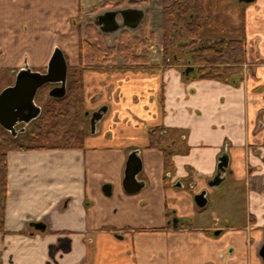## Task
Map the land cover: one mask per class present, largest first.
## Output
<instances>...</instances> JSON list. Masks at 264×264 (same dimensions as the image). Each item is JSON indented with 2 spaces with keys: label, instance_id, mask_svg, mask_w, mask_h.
<instances>
[{
  "label": "crops",
  "instance_id": "crops-1",
  "mask_svg": "<svg viewBox=\"0 0 264 264\" xmlns=\"http://www.w3.org/2000/svg\"><path fill=\"white\" fill-rule=\"evenodd\" d=\"M102 1L55 0L49 19L36 26L35 21L28 24L31 13L23 0H0V76H14L7 87L22 70L45 73L58 48L67 58L68 73L69 67L79 66L82 34L71 20ZM245 29L250 46L259 38L257 63H247L241 75L233 73L228 82L185 80L182 62L167 68L152 62L142 68L89 67L84 73L85 113L93 117L102 110V118L90 131L83 126L84 148L8 153L0 264L53 263L51 252L66 241L68 247L53 264H83L91 250L95 264H141L140 258L161 250L172 264H263L264 61L257 55L264 58V23L261 27L253 22ZM156 127L180 132V141L168 140L172 150L179 149L166 180L164 152L149 148ZM131 155L141 166L136 179L142 188L134 193L123 187ZM225 155L226 181L235 189L224 208L223 198L218 200L225 221L220 226L218 213L205 219L194 213L190 193H205L209 203L210 191H215L209 181ZM106 185L112 188L111 196L104 193ZM86 201L91 204L83 205ZM170 203L177 215L166 212ZM189 216L196 221L185 229L184 218ZM39 223L46 225L45 231L31 227ZM125 228L148 232L117 239L113 231ZM217 231L223 239L209 236ZM228 246L234 256L222 263L217 255Z\"/></svg>",
  "mask_w": 264,
  "mask_h": 264
},
{
  "label": "trees",
  "instance_id": "trees-1",
  "mask_svg": "<svg viewBox=\"0 0 264 264\" xmlns=\"http://www.w3.org/2000/svg\"><path fill=\"white\" fill-rule=\"evenodd\" d=\"M162 3V66L164 68L178 62L179 59L175 52H180L186 55L187 62L190 61L191 65L195 67L193 73L183 76L185 80L194 78L228 82L233 73L238 72L239 67L246 64L245 34L239 39H221L214 45L203 44L200 35L202 27L199 22L210 20L206 11L207 0H162ZM145 30L143 29V31ZM126 38H129L128 33L121 37L116 52L121 56L127 53L128 58L131 44L124 42ZM113 54L114 50L107 44L104 35L93 25H89L85 30L84 37L80 36V64L77 67H69L66 95L61 99L49 97L50 105L40 107L39 117L32 122L33 129L27 132L28 140L26 142L19 141L16 138V131V133L9 132L0 125V233L5 230L8 153L47 147L32 144L45 133L46 129L49 135L62 134L65 145L60 147L84 148L85 133L79 127L81 112L84 116L85 111L84 73L97 62H111ZM131 62L135 64L136 68H142L144 64L149 63V60L133 57ZM170 133L172 132L164 127H156L150 133L149 148L160 149L164 152L165 172H170L173 167L174 152L168 141Z\"/></svg>",
  "mask_w": 264,
  "mask_h": 264
},
{
  "label": "rangeland",
  "instance_id": "rangeland-1",
  "mask_svg": "<svg viewBox=\"0 0 264 264\" xmlns=\"http://www.w3.org/2000/svg\"><path fill=\"white\" fill-rule=\"evenodd\" d=\"M143 1H149L148 2L149 4L146 3L142 6V8L145 11L148 10L149 12H145L144 10L142 11L144 15V20L141 23V28L135 31H131L129 28H127L123 32L118 31V32L111 33V34H105L104 37H105L107 44L110 47H112L114 50L113 59L111 60V62L104 63L101 61L95 64L99 66H103L105 64L116 66V65L121 64L122 66L131 67V66H135V64H132L131 62V59L133 57H138L141 59L147 58L149 62H152L153 64H158V65L162 64V59H163V29H162L163 3H162V0H143ZM53 2H55V0H52V1L50 0H23V3L25 5L23 6L24 9H26L28 13H31V16H29L30 21L28 20L29 22L28 24H32L34 21L35 23H37L38 21H41V20H45V19L48 20L49 16L51 15L50 12L53 8ZM133 3L134 2L130 0H105L99 3L98 5L92 6L85 10H81L80 16L76 18V22L78 23L79 28H81V32H82L81 37H84V33L88 25H94L95 18L98 14L105 12V11H113L117 9L127 10L129 7L133 6ZM246 9H247L246 5L240 4L238 0H207L206 11H207V15L209 16L210 20L209 21L202 20L199 22L202 27L200 35L203 39V44L214 45L216 42H218L221 39H239L242 35L241 30L243 28H247V26L250 27L251 24H253V22L255 26L259 24L262 27L264 23V15H262L264 14V5H261V4L259 5L258 3L253 4L248 9L250 14H248L246 18H244L243 17L244 10ZM23 11L24 10H19L20 13H22ZM258 12L261 14H259ZM117 20L119 22L123 21L120 16L117 17ZM38 24L39 23H37L36 26ZM143 29H146V30L143 31ZM127 33L129 34V38H126L124 42L131 44L129 48L128 58H127V53L121 56L120 54L116 52V49L119 43L121 42V37L125 36ZM263 39L264 37L262 38V40ZM253 42H255V40ZM174 52L175 50L173 51V53ZM175 53L179 60L180 59L184 60L182 64H184L183 69H185L186 68L185 62L187 61V56L184 54H181L180 52H175ZM248 55L249 57L246 63L248 64L257 63V60H255L256 58H254L256 57L255 50L253 49L252 46H250L248 49ZM257 56H258V60L264 61V58L261 57L259 53ZM179 60L178 62H180ZM262 61L261 63H263ZM178 62H175V64ZM242 67L243 66H240L238 69L237 74L239 76L241 75L240 73L243 72ZM34 70L42 71L44 69L36 68ZM13 82H14V76L8 77L5 74L1 75L0 76V93L4 89L7 88L8 83L10 84ZM51 91H52V88L49 85L39 90L40 94L36 97L35 101L40 107H45V106L50 105L49 97H50ZM82 125L87 131L91 130V124L83 120V116L81 112V116L79 118V127L82 128L83 127ZM17 128L18 129L16 130L18 133H17L16 138L21 142H26L28 140L27 132L33 129L32 122L29 125L20 124L17 126ZM179 136H180V132H175V133H170L168 135V138L170 139L171 143H173L174 139H177L178 141L181 140ZM32 144L45 145L47 147H51L52 149L59 148L60 146L65 145L64 139L62 138V134L57 135L53 133L49 135L47 134V129L45 130V133L40 135V137H38L35 140V142ZM178 149L179 147L176 146L175 149H173L172 151L176 153ZM169 173L170 172H165V175H164L165 180L167 179V175ZM174 181L175 180H172L171 182L173 183ZM176 184L177 182H175L173 186H175ZM234 186L235 185H233L232 181H230L229 179L226 182H224L222 186L215 189V191L213 190V192L210 191L211 189L207 187V189L211 192V194H210V201L208 205L204 208H199L196 205L195 198H194L196 193L193 192L192 190V193H190V195L193 196L194 202H193L192 208H195L194 213L196 212V213L204 214V216L203 215L202 216L205 219L208 217V215L212 216L211 212L214 211L218 213L217 214L218 216H216L215 221L217 220L218 223H220V226L225 225L224 218L223 216H221L222 210L219 208L220 203L218 204V200L219 199L221 200V198H223L221 202H222V208H224L231 201L230 196L232 195V192L235 189ZM186 190L190 191L188 187H186ZM82 203L85 206H89L91 204L90 201H86ZM171 205H172V208H171ZM166 209H167L166 212H169L170 215L171 213H175L174 215H177V212H176L177 209L172 203H170ZM194 220L196 221L195 216H189V217L184 218L183 227L185 229L191 228L192 224L194 223ZM143 232H148V230L146 231L143 230ZM163 233H164V230L161 229V235H163ZM209 236L212 237L213 239H223L224 238V234L215 236L214 233H210ZM68 244H69V241H66L65 243H61V244L59 242V244L56 247H54L53 251L50 254L52 256L53 263L56 259V256L60 253V251H64L68 247ZM185 244L187 248H191V244L189 241L185 242ZM145 247H142V250ZM232 248H233L232 246H228V249L227 248L224 249V252H220L217 255L219 260L222 261V263L224 261L229 262L232 259L234 254L228 253L230 250H232ZM222 255H224L223 258H222ZM133 259L135 263H137L136 262L137 258L135 255ZM140 261H141V264H156L157 262H160V261H161V264H172L173 262V260L167 259L166 255L163 253L162 250L159 255H154V256L148 255L147 257L146 256L142 257V259L140 258ZM53 263H50V264H53ZM83 264H95V259L93 258L92 250L88 252L87 258Z\"/></svg>",
  "mask_w": 264,
  "mask_h": 264
},
{
  "label": "water",
  "instance_id": "water-1",
  "mask_svg": "<svg viewBox=\"0 0 264 264\" xmlns=\"http://www.w3.org/2000/svg\"><path fill=\"white\" fill-rule=\"evenodd\" d=\"M124 14L126 18L128 17V27L132 30H137L143 20V13L140 10H128ZM114 16L115 13L111 15L113 18ZM111 29L113 30L110 32L118 31V28L116 27ZM194 71L195 67L191 66V62L188 61V67L182 74L183 76H188ZM67 76V62L63 52L59 48L54 51L46 73H38L31 70H22L19 72L14 85L7 87L0 93V125L2 128L13 133L16 131L18 125H29L36 120L41 113V108L35 101L39 90L48 84H59V87L52 89L50 97L61 99L66 95ZM88 114L89 113L86 112L85 117H87ZM101 118L102 110L93 114L91 119L92 129L94 128L96 121H99ZM140 170L141 166L139 159L134 155H131L127 162L123 183L126 192L134 193L142 188L141 184L136 179ZM225 172V167H218V175H225ZM223 180L215 185H220ZM104 193L107 196H111L112 188L110 185L104 187ZM195 202L199 207H204L206 205V200L202 194L195 197ZM32 226H35V229L39 231H45L47 228L46 225L41 223L32 224ZM218 235H220V231L215 232V236ZM259 255L264 261V244L259 250Z\"/></svg>",
  "mask_w": 264,
  "mask_h": 264
},
{
  "label": "flooded vegetation",
  "instance_id": "flooded-vegetation-1",
  "mask_svg": "<svg viewBox=\"0 0 264 264\" xmlns=\"http://www.w3.org/2000/svg\"><path fill=\"white\" fill-rule=\"evenodd\" d=\"M130 1H133L134 3H133V6L132 7H129L127 10H124V9H117V10H113V11H105V12H102V13H100V14H98L97 16H96V18H95V23H94V27L100 32V33H102L103 35H105V34H111V33H115V32H110V31H112L113 29H111V28H114V27H116V28H118V31L120 32H123V31H125V29H127V28H129L128 26V22H127V18H126V16H125V12L126 11H128V10H140L141 12L144 10L143 8H142V6L144 5V4H149L148 2L149 1H143V0H130ZM143 1V2H142ZM238 2L240 3V4H245L246 5V7H247V9L246 10H244V15H243V17L244 18H246V16L248 15V14H250V12L248 11V9L253 5V4H255V3H258L259 5L261 4V5H264V0H238ZM145 11V10H144ZM248 11V12H247ZM145 12H149L148 10L147 11H145ZM113 13H115V16H114V18L113 17H111V15H113ZM259 13V12H258ZM149 14V13H148ZM259 14H261V13H259ZM121 17L122 18V22H119L118 20H117V17ZM143 20H144V16H143ZM142 20V21H143ZM142 23V22H141ZM141 23H140V25L138 26V28H137V30L138 29H140L141 28ZM71 25L74 27V28H77L80 32H81V28H79V25H78V23L76 22V19H72L71 20ZM89 26V25H88ZM87 26V27H88ZM130 29V28H129ZM131 31H135V30H132V29H130ZM118 31H116V32H118ZM242 35L243 34H245L246 35V29L245 28H243L242 30ZM81 34H82V32H81ZM241 35V36H242ZM259 38L258 39H256L255 40V42H252V44H251V46L253 47V49L255 48V45H258V43H259ZM246 44H247V51H248V49H249V47H250V45L248 44V40H247V36H246ZM248 53V52H247ZM248 59V58H247ZM180 62H182L183 63V61L184 60H182V59H180L179 60ZM247 64V63H246ZM246 64H244V65H246ZM185 67L187 68L188 67V62L186 61L185 62ZM243 65V66H244ZM192 66V65H191ZM184 70V69H183ZM46 73V72H45ZM67 82H68V77H67ZM49 86H51V88L53 89V88H55V87H59L60 85L59 84H48ZM48 85H46V86H48ZM45 87V86H44ZM66 87H67V83H66ZM40 92H38V94H39ZM38 96V95H37ZM91 119H92V116L90 115H88L87 117H85V111H84V116H83V120L84 121H87L88 123H90L91 122ZM83 126V125H82ZM83 128V127H82ZM16 129H18L17 127H16ZM16 133V132H15ZM225 157V158H224ZM224 157H222L221 158V160H220V162H219V166L218 167H220V166H223V167H225V169H226V172H225V175H218V172H217V174L215 175V177L212 179V180H210L209 181V186H210V188H212V189H217L218 187H220V186H222L223 184H224V182H226V179H227V169H228V167H229V159H228V157L225 155ZM224 179V180H223ZM221 180H223V182L220 184V185H215L216 183H218V182H220ZM199 195H201V194H199ZM202 195H204V198H205V200H206V205L204 206V207H206L207 206V199H206V196H205V193H203ZM198 196V195H197ZM196 203V202H195ZM197 205V204H196ZM198 206V205H197ZM199 207V206H198ZM204 207H199V208H204ZM31 227H33V228H35V226H31ZM33 228H32V230H33ZM35 230V229H34ZM105 230H107V231H109L110 229L109 228H106ZM38 231V230H37ZM156 232L157 231H159V230H155ZM114 232V234H115V236H116V238L117 239H120V240H122L124 237H125V234L126 233H130V234H136V233H138V232H143V230H136V229H131V228H125V229H123V230H115V231H113ZM218 232V231H217ZM264 244V243H263ZM263 244L261 245V247L263 246ZM260 247V248H261ZM260 250V249H259ZM261 258V257H260ZM262 259V258H261ZM262 261H263V259H262ZM263 264H264V261H263Z\"/></svg>",
  "mask_w": 264,
  "mask_h": 264
}]
</instances>
